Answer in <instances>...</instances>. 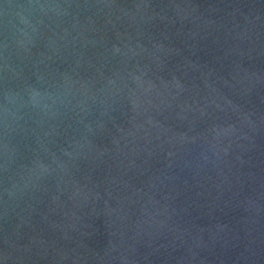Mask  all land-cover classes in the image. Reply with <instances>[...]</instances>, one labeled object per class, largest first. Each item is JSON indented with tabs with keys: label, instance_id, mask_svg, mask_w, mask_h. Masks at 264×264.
<instances>
[{
	"label": "water",
	"instance_id": "95a60500",
	"mask_svg": "<svg viewBox=\"0 0 264 264\" xmlns=\"http://www.w3.org/2000/svg\"><path fill=\"white\" fill-rule=\"evenodd\" d=\"M0 264H264V0H0Z\"/></svg>",
	"mask_w": 264,
	"mask_h": 264
}]
</instances>
